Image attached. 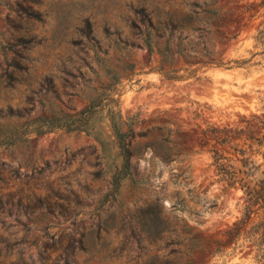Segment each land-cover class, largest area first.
Returning a JSON list of instances; mask_svg holds the SVG:
<instances>
[{
	"label": "rangeland",
	"instance_id": "obj_1",
	"mask_svg": "<svg viewBox=\"0 0 264 264\" xmlns=\"http://www.w3.org/2000/svg\"><path fill=\"white\" fill-rule=\"evenodd\" d=\"M18 1L0 0V128L15 125L24 132L9 144L0 143V264H131L134 253H112L120 245L119 222L157 199L165 217H184L189 225L199 220L201 228L222 238L220 232L240 214L244 196L215 175L210 148L221 136L218 129L264 133V44L253 39L262 22L259 0H218L226 25L210 35L215 58L246 63H196L192 75L177 81L153 69L156 53L149 56L143 47L118 42H140L132 29L138 2L163 10L166 2L182 8L181 0H40L39 10L47 11L44 22L23 24L36 33L33 42H17L10 27ZM85 18L93 40L77 31ZM199 35L188 32L183 42H197ZM124 60L136 65L114 95L123 117L138 113L143 126H164L137 142L168 132L188 136L185 151L169 163L151 158L150 149L133 158L139 178L149 174L150 179L138 186L125 183L113 199L108 194L110 159L92 136L62 129L36 135L32 130L39 114L73 113L85 105L104 80L97 62L113 66ZM100 120L98 126L109 136ZM224 149L232 151L227 145ZM255 159L264 161L261 153ZM176 198L185 201L187 210L170 212ZM194 209L200 214L188 213ZM98 223L109 226L100 238ZM81 234H86L87 250L77 247ZM163 252L150 249L158 256ZM209 264L262 263L248 250L226 246Z\"/></svg>",
	"mask_w": 264,
	"mask_h": 264
},
{
	"label": "trees",
	"instance_id": "obj_2",
	"mask_svg": "<svg viewBox=\"0 0 264 264\" xmlns=\"http://www.w3.org/2000/svg\"><path fill=\"white\" fill-rule=\"evenodd\" d=\"M40 5V0H20L16 3L15 19L10 20L9 24L16 32L17 42H33L35 39L36 33L23 24L44 22L47 11H40ZM179 5L182 8L166 2L163 10H157L146 2H138L133 10L135 20L132 21V29L140 42L118 43L130 48L143 47L149 56L156 53L158 61L153 69L168 81L182 80L192 75L194 71L191 67L196 63L228 67V62L237 65L247 62L243 59L225 63L213 56L212 30L226 25L218 0H181ZM259 9H263L261 27L253 39L255 44H264V0H259ZM77 31L87 41L95 38L88 18L83 20V26L78 27ZM191 31L198 32L201 40L183 42ZM97 63L101 70L100 77L104 80L98 81V88L92 89L94 94L87 97L85 105L73 113L59 110L58 113L37 115L32 132L40 135L62 129L92 136L101 152L110 159L107 169L110 185L108 194L115 199L125 183L138 186L150 179L149 174L139 178L133 158L142 156L150 149L151 158L156 156L159 161L169 163L174 155L185 151L183 148L187 146L185 139L188 135L173 136L168 132L165 136L154 137V141L138 143V139L148 138L150 132L161 130L164 126H143L144 120L139 119L138 113L123 117L116 103L114 95L117 88L124 79L131 78L136 61L124 60L120 65L113 66L104 61ZM179 63L181 65L177 66ZM9 111L12 113L11 107ZM98 114L101 117L98 118ZM99 120L105 122L109 136L98 126ZM135 126L139 128L136 130ZM20 129V126L15 125L0 128V143L14 141L24 133ZM218 131L221 136L213 138L216 144L210 148L215 175L229 188H239L244 196L240 214L220 232L223 237L216 238L207 229L201 228L202 222L199 220L189 225L184 217L175 215V220L165 217L162 213L164 204L157 199L138 207L129 219H121L117 229L121 236L120 245L112 250L115 257L125 251L127 254L134 253L131 264H209L213 256L230 246L233 251H250L256 262L264 264V161L257 162L255 159L257 153H261L264 158V153L260 151L264 146V133H245L239 129L231 134L224 128ZM236 140H241V144ZM217 145L220 147L217 148ZM224 145L232 151L225 150ZM151 172L154 175L155 169L152 168ZM186 207L182 198H176L170 212L184 211ZM188 213L200 214L195 209ZM108 229V224L98 223L96 238H100L101 232H107ZM85 235L81 234L78 239L77 247L80 250H87ZM69 246L73 253L76 247L74 242ZM151 248L163 249L164 252L161 256L150 254Z\"/></svg>",
	"mask_w": 264,
	"mask_h": 264
}]
</instances>
